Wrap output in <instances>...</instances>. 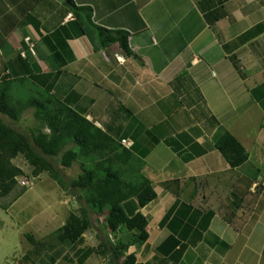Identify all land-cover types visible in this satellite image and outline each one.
Here are the masks:
<instances>
[{
  "label": "crops",
  "instance_id": "obj_1",
  "mask_svg": "<svg viewBox=\"0 0 264 264\" xmlns=\"http://www.w3.org/2000/svg\"><path fill=\"white\" fill-rule=\"evenodd\" d=\"M72 1L89 20L67 0H0V91L52 98L145 161L157 197L138 262L264 264V0ZM98 27L128 52L101 47ZM219 128L241 166L215 149Z\"/></svg>",
  "mask_w": 264,
  "mask_h": 264
},
{
  "label": "trees",
  "instance_id": "obj_2",
  "mask_svg": "<svg viewBox=\"0 0 264 264\" xmlns=\"http://www.w3.org/2000/svg\"><path fill=\"white\" fill-rule=\"evenodd\" d=\"M67 1L79 17L84 12L85 18L90 19L89 8L76 7L72 0ZM96 31L101 47L118 42L119 47L128 52L125 33L101 27ZM6 84L3 81L0 91V198L10 195L18 185V178L24 175L23 170L12 162L18 155L31 166L33 177L46 173L59 185H63V179L53 160L59 158L63 169L75 164L79 173L69 181L68 188L85 203V207H80V215L71 212L65 223L51 233L53 240L50 242L54 243L46 249L58 250L51 261L64 255L63 246H74L82 241L83 234L92 226V214L104 217L105 239L95 250H81L80 264L93 252L107 258L109 264H143L129 249L132 246L140 248L146 243L148 218L140 210L157 197L152 182L143 174L144 161L135 156L132 149L122 146L118 139L64 104L36 96L14 98ZM28 109L33 111L35 126L29 124L28 132H23L14 125ZM213 142L231 168L247 161L248 154L243 146L225 129H217ZM164 144L172 148L170 141H164ZM168 182L161 185L168 187ZM24 191L22 187L9 204ZM168 216L167 213L163 217L161 225ZM26 238L35 248L45 245L42 241L35 242L31 235ZM167 244L165 241L163 246ZM76 253L79 256L80 251Z\"/></svg>",
  "mask_w": 264,
  "mask_h": 264
},
{
  "label": "rangeland",
  "instance_id": "obj_3",
  "mask_svg": "<svg viewBox=\"0 0 264 264\" xmlns=\"http://www.w3.org/2000/svg\"><path fill=\"white\" fill-rule=\"evenodd\" d=\"M24 85L28 86L27 83H24ZM15 89L22 90L23 88L17 86L11 89L10 94L17 99H27L32 94L30 89H26L28 92H16ZM31 111L24 112L19 122H16L21 127L20 131L28 132L29 129L24 128V125L28 126L31 124V126H35L32 116L33 111ZM6 121L8 122V120ZM59 161V158H56L52 163L61 174L63 186L59 185L46 173L33 177L31 166L28 165L21 155L12 160L16 166L23 170L24 175L19 180H27L25 181L27 182V186L23 187L25 191L12 204H9L11 198L22 188L19 182L16 189L10 195L0 198V264H80L78 259H80L79 257L82 254L81 250L84 251L86 248L95 250L97 245L101 241H104V217L91 214L92 226L83 234L82 241L74 246H63L64 255L60 259L57 258L55 262L51 261V257H55L58 252L54 248L50 250L46 249L47 246L54 243V241L50 242V239L53 240V238H50L53 232L65 223L71 212L80 215V207H85V203L79 201L76 193L68 188L69 181L79 173L78 166L74 164L72 168L63 169ZM256 178L260 180L262 175L258 173ZM239 185L242 186L241 184ZM67 198L71 199L68 207L65 203H63L64 205L62 204ZM200 205L203 206L202 203ZM211 216L212 214L207 215L205 226L208 225ZM203 229L200 228L199 230ZM209 232L217 239L218 236L213 231L210 230ZM30 235L35 242L42 241L45 245L35 248L26 238ZM109 238L113 239V236L109 235ZM206 238L208 241H211L212 235L209 234ZM133 248L135 254L138 251V259L141 250L139 247L136 249L132 246L129 252H133ZM160 249V253L162 251L169 252L168 248H164V246ZM76 251H80L79 256ZM82 264L109 263L107 258H103L93 252Z\"/></svg>",
  "mask_w": 264,
  "mask_h": 264
},
{
  "label": "built area",
  "instance_id": "obj_4",
  "mask_svg": "<svg viewBox=\"0 0 264 264\" xmlns=\"http://www.w3.org/2000/svg\"><path fill=\"white\" fill-rule=\"evenodd\" d=\"M120 144L122 145V146H124V147H126V148H130L131 147V144L126 140V139H121L120 140ZM25 181H27V180H25ZM24 180H19L18 179V182H19V185L21 186V187H26L27 186V182H25Z\"/></svg>",
  "mask_w": 264,
  "mask_h": 264
},
{
  "label": "clouds",
  "instance_id": "obj_5",
  "mask_svg": "<svg viewBox=\"0 0 264 264\" xmlns=\"http://www.w3.org/2000/svg\"><path fill=\"white\" fill-rule=\"evenodd\" d=\"M19 179V178H18Z\"/></svg>",
  "mask_w": 264,
  "mask_h": 264
}]
</instances>
